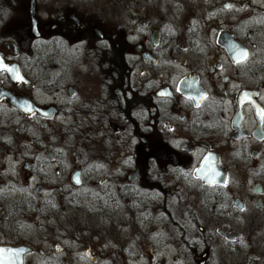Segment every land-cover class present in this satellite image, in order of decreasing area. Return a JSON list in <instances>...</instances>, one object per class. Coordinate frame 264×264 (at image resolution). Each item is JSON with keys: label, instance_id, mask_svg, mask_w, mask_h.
Segmentation results:
<instances>
[{"label": "flooded vegetation", "instance_id": "flooded-vegetation-1", "mask_svg": "<svg viewBox=\"0 0 264 264\" xmlns=\"http://www.w3.org/2000/svg\"><path fill=\"white\" fill-rule=\"evenodd\" d=\"M31 1L0 0V249L264 264V0Z\"/></svg>", "mask_w": 264, "mask_h": 264}, {"label": "water", "instance_id": "water-1", "mask_svg": "<svg viewBox=\"0 0 264 264\" xmlns=\"http://www.w3.org/2000/svg\"><path fill=\"white\" fill-rule=\"evenodd\" d=\"M30 12H31V15H32V28H30V30H34L35 29V21H36V18L34 16L35 14V3H34V0L31 1V5H30ZM7 94V93H6ZM8 97H9V101L10 103L19 108L20 110H22L23 112H31V110L33 111H38V112H43V110L37 106H35L34 104H32L30 101H26V100H21L20 98H16L14 97L12 94L8 93L7 94Z\"/></svg>", "mask_w": 264, "mask_h": 264}, {"label": "snow or ice", "instance_id": "snow-or-ice-1", "mask_svg": "<svg viewBox=\"0 0 264 264\" xmlns=\"http://www.w3.org/2000/svg\"><path fill=\"white\" fill-rule=\"evenodd\" d=\"M244 55L246 56V53ZM0 67H3V66L0 65ZM9 71H11V69H9ZM5 252H7L12 257L10 264H17L16 257L19 256L20 254L19 250L0 249V253H5ZM0 264H9V262H6L2 258H0Z\"/></svg>", "mask_w": 264, "mask_h": 264}, {"label": "rangeland", "instance_id": "rangeland-1", "mask_svg": "<svg viewBox=\"0 0 264 264\" xmlns=\"http://www.w3.org/2000/svg\"><path fill=\"white\" fill-rule=\"evenodd\" d=\"M27 5V3H25V6ZM23 6H20V8H22ZM8 17H10V18H17V15H15L14 13H12L11 15H9ZM13 21V20H12ZM4 34H10V33H12V31H11V29H10V27H9V30H6V31H2Z\"/></svg>", "mask_w": 264, "mask_h": 264}]
</instances>
